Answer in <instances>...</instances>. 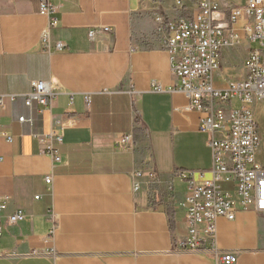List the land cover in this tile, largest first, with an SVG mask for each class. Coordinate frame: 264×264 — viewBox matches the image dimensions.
I'll return each mask as SVG.
<instances>
[{"label": "crops", "instance_id": "1", "mask_svg": "<svg viewBox=\"0 0 264 264\" xmlns=\"http://www.w3.org/2000/svg\"><path fill=\"white\" fill-rule=\"evenodd\" d=\"M49 1L58 7V25L45 47L40 0H0V94L17 95L0 106V129L13 138L0 135V197H8L0 264H217L212 252L174 247V234L186 231L189 188L177 172L209 170L213 157L200 113L178 90L170 54L155 34L158 16L191 17L197 0H184L182 9L176 0ZM244 24H235L240 42L224 47L214 72L219 89L248 73L255 43ZM105 26L111 31L89 37ZM42 80L58 87L51 109L25 103L32 82ZM23 116L29 120L20 122ZM54 121L64 125L57 164L34 136ZM130 132V149H119L118 137ZM16 211L25 219L10 223ZM217 226L220 251L235 253L237 264H264V212L239 210Z\"/></svg>", "mask_w": 264, "mask_h": 264}, {"label": "built area", "instance_id": "2", "mask_svg": "<svg viewBox=\"0 0 264 264\" xmlns=\"http://www.w3.org/2000/svg\"><path fill=\"white\" fill-rule=\"evenodd\" d=\"M182 9L184 0H176ZM198 10L191 17L180 16L174 19L157 17L155 34L163 48L170 54L171 69L178 79V90L190 100V108L200 113L199 130L210 136L213 164L204 171H178L177 175L188 181L185 197V224L183 236L174 234V247L177 251L212 252L217 264H237L238 256L233 252L220 251L217 244L219 218L233 220L239 210L264 212V163L258 158L262 143L260 123L256 104L264 100V0H246L243 6L221 3L217 0H197ZM58 7L49 0H40L39 13L48 19L47 28L42 33V43L49 46L50 31L58 25ZM216 14L228 15L221 20ZM244 18L242 27L245 37L256 45L251 47L246 60L247 75L219 89L213 83L214 72L221 63L223 49L240 42L241 36L235 24ZM102 29L111 31L108 26L93 29V37ZM65 44L57 43L63 51ZM156 91H163L156 85ZM58 87L52 80L33 81L32 89L25 94V103L32 106L34 101L51 109ZM16 94H0V106L6 99L14 101ZM238 99L241 107H233ZM87 104L91 96L86 95ZM20 122L29 119L20 117ZM64 125L54 121L47 134L34 135L43 145L54 163L62 160L60 146L63 144ZM8 142L13 138L0 129ZM134 134L123 133L117 139V147L129 150ZM3 160L0 157V162ZM52 184V175L45 179ZM225 184V185H224ZM135 191L140 185L135 183ZM36 198H39L37 196ZM8 197H0V212L7 206ZM25 214L16 211L9 217L10 223L24 221ZM3 225L0 221V237Z\"/></svg>", "mask_w": 264, "mask_h": 264}, {"label": "rangeland", "instance_id": "3", "mask_svg": "<svg viewBox=\"0 0 264 264\" xmlns=\"http://www.w3.org/2000/svg\"><path fill=\"white\" fill-rule=\"evenodd\" d=\"M233 107H235V108L241 107V103L238 99H234ZM255 108H256V113L258 115V119H259V123H260V132H261V136H262V143H261V146L259 148V152H260V154H262V158L260 160L264 163V100L257 103Z\"/></svg>", "mask_w": 264, "mask_h": 264}]
</instances>
